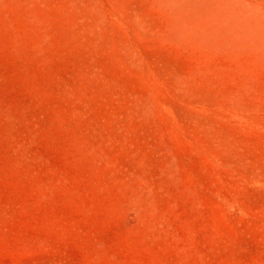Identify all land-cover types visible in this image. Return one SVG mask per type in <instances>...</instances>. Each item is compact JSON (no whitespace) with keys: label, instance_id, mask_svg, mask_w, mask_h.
I'll list each match as a JSON object with an SVG mask.
<instances>
[{"label":"rangeland","instance_id":"374dc122","mask_svg":"<svg viewBox=\"0 0 264 264\" xmlns=\"http://www.w3.org/2000/svg\"><path fill=\"white\" fill-rule=\"evenodd\" d=\"M0 264H264V0H0Z\"/></svg>","mask_w":264,"mask_h":264}]
</instances>
